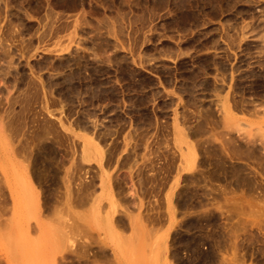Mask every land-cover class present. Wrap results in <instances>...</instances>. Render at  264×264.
I'll return each mask as SVG.
<instances>
[{
    "label": "rangeland",
    "instance_id": "374dc122",
    "mask_svg": "<svg viewBox=\"0 0 264 264\" xmlns=\"http://www.w3.org/2000/svg\"><path fill=\"white\" fill-rule=\"evenodd\" d=\"M83 263L264 264V0H0V264Z\"/></svg>",
    "mask_w": 264,
    "mask_h": 264
},
{
    "label": "crops",
    "instance_id": "0c3cea01",
    "mask_svg": "<svg viewBox=\"0 0 264 264\" xmlns=\"http://www.w3.org/2000/svg\"><path fill=\"white\" fill-rule=\"evenodd\" d=\"M37 173V172H36ZM35 176H36V174H35ZM75 196V195H74ZM73 202L77 205V206H81V205H83L84 203H85V200H84V197H80V194H78L76 197H73ZM72 200L71 201H67L68 203H70V204H68V205H71V202H72ZM82 200V201H81ZM79 215H80V218L84 221V217H85V215H84V211L82 212V211H80L79 212ZM84 223V222H83ZM76 226V225H75ZM74 226V227H75ZM78 227V226H77ZM79 228V227H78Z\"/></svg>",
    "mask_w": 264,
    "mask_h": 264
},
{
    "label": "bare ground",
    "instance_id": "6f19581e",
    "mask_svg": "<svg viewBox=\"0 0 264 264\" xmlns=\"http://www.w3.org/2000/svg\"><path fill=\"white\" fill-rule=\"evenodd\" d=\"M156 2H157V1H156ZM158 4H159V3H158ZM35 172H36V171H35ZM36 174H39V173H36ZM254 174H255V173H254ZM36 176H37V175H36ZM224 176H225V175H224ZM39 177H40V174H39ZM39 177H38V178H39ZM41 179H42V178H41ZM16 189H17V188H15V190H16ZM16 191H17V190H16ZM16 191H15V192H16ZM21 191H22V190H21ZM15 194H17V193H15ZM16 197H17V196H16ZM17 198H18V197H17ZM21 198H22V197H21ZM22 200H23V199H22ZM22 200H21V201H22ZM81 201H82V200H81ZM237 201H238V200H237ZM18 203H19V202H18ZM18 203H16V204H18ZM67 203H68V202H67ZM68 204H70V203H68ZM18 205H19V204H18ZM76 223H77V222H76ZM17 252H18V251H17ZM80 253H81V252H80ZM80 253H78V254H80ZM84 254H85V253H84ZM84 261H85V260H84ZM229 262H230V261H229ZM83 264H84V263H83Z\"/></svg>",
    "mask_w": 264,
    "mask_h": 264
}]
</instances>
